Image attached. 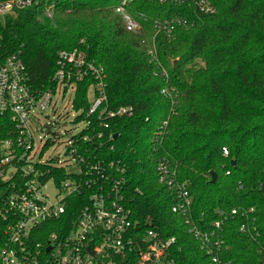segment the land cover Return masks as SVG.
<instances>
[{
	"label": "trees",
	"instance_id": "trees-1",
	"mask_svg": "<svg viewBox=\"0 0 264 264\" xmlns=\"http://www.w3.org/2000/svg\"><path fill=\"white\" fill-rule=\"evenodd\" d=\"M123 1L37 0L0 16V60L21 52L32 84L48 90L59 52H84L105 69L103 108L132 106L135 114L112 122L101 142L83 150L87 158L126 169L134 219L177 241L170 263L213 264L215 255L221 264H264V0H207L215 10L208 15L191 0H132L126 10L140 24L133 32L116 13ZM175 18L191 26H176L171 38L159 32L157 24ZM154 42L160 64L149 55ZM93 83L78 84L73 106L84 110L77 120L97 127L99 115L88 117ZM162 159L188 185L196 226L211 233L223 222L224 245L213 254L190 233L186 217L173 213L175 194L159 182ZM86 195L79 204L71 200L68 221ZM254 219L257 233L241 232Z\"/></svg>",
	"mask_w": 264,
	"mask_h": 264
},
{
	"label": "built area",
	"instance_id": "built-area-1",
	"mask_svg": "<svg viewBox=\"0 0 264 264\" xmlns=\"http://www.w3.org/2000/svg\"><path fill=\"white\" fill-rule=\"evenodd\" d=\"M130 1L124 0L116 13L127 30L133 32L140 29V24L126 10ZM191 1L200 13H215L207 0ZM35 4L37 0H4L0 2V16ZM157 26L159 32L164 31L171 38L176 26L191 25L186 19L175 18ZM21 54L0 60V264H171L170 251L177 241L134 219L133 198L126 194V169L87 158L83 150L88 142H101L112 122L133 117L134 108H103L108 87L105 69L88 62L86 54L78 49L59 52L54 88L48 90L32 84ZM149 55L160 64L155 42L149 46ZM162 76L169 78L163 69ZM88 78L94 79L89 89L94 101L88 117L98 114V126L90 120L76 119V125L83 129L65 142V155L70 160L45 158L60 135L54 132L52 122L39 130V116L55 107L53 100L57 96L65 100L74 94V105L78 84ZM73 109L77 111L75 106ZM77 112V118L84 114V110ZM109 139L114 140L115 135ZM224 153L228 156L227 150ZM157 172L160 184L175 194L173 213L186 217L190 233L209 254L220 249L224 241L218 232L223 222L214 223L211 233L199 229L191 214L193 197L188 185L178 180L176 169L167 159L159 161ZM262 188L260 184L259 189ZM85 194L83 208L68 221L71 200L77 199L73 204H79ZM253 213L251 209L244 215ZM236 214L234 210L233 215ZM254 223L255 219L244 224L241 232L253 236L257 233ZM213 264H221L219 256H213Z\"/></svg>",
	"mask_w": 264,
	"mask_h": 264
},
{
	"label": "rangeland",
	"instance_id": "rangeland-1",
	"mask_svg": "<svg viewBox=\"0 0 264 264\" xmlns=\"http://www.w3.org/2000/svg\"><path fill=\"white\" fill-rule=\"evenodd\" d=\"M48 12L45 17L53 19L49 16ZM12 14V13H11ZM10 14V15H11ZM199 68L203 66L202 61H198ZM89 101L92 103L94 101V94L91 91L88 93ZM74 94L68 95L65 100L62 97L57 96L53 100L54 108L49 109L47 112L39 116L40 123L37 124V128H40L50 122L54 123L55 130L58 132L60 138L56 140V143L49 148L45 154V158L50 157H60L64 161H69L70 157L65 155L67 151V145L65 142L71 138V136L78 134L82 129V125H76V119L79 116V113L73 109L72 101Z\"/></svg>",
	"mask_w": 264,
	"mask_h": 264
},
{
	"label": "water",
	"instance_id": "water-1",
	"mask_svg": "<svg viewBox=\"0 0 264 264\" xmlns=\"http://www.w3.org/2000/svg\"><path fill=\"white\" fill-rule=\"evenodd\" d=\"M116 137L117 136H115V138ZM212 176H213L212 183L214 184L216 182V180H217V175L215 173H213Z\"/></svg>",
	"mask_w": 264,
	"mask_h": 264
}]
</instances>
